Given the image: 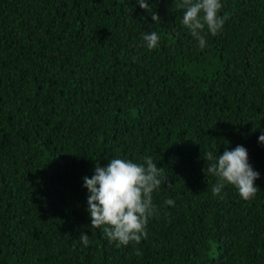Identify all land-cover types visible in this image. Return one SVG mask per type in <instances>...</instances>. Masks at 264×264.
<instances>
[{
    "label": "trees",
    "instance_id": "16d2710c",
    "mask_svg": "<svg viewBox=\"0 0 264 264\" xmlns=\"http://www.w3.org/2000/svg\"><path fill=\"white\" fill-rule=\"evenodd\" d=\"M221 4L200 48L175 0H150L158 22L138 0H0V264H264V0ZM238 145L250 201L227 182L214 196L205 171ZM146 155L165 169L158 216L117 247L83 178Z\"/></svg>",
    "mask_w": 264,
    "mask_h": 264
},
{
    "label": "clouds",
    "instance_id": "9594fccd",
    "mask_svg": "<svg viewBox=\"0 0 264 264\" xmlns=\"http://www.w3.org/2000/svg\"><path fill=\"white\" fill-rule=\"evenodd\" d=\"M138 4L152 16L153 21H160V17L152 12L150 0H138ZM175 7L184 10L182 24L198 41L200 48L206 46L205 35H202L205 28L215 36L230 18L227 13L219 15L223 7L221 0H175ZM143 40L152 50L157 48L159 36L153 31L145 33ZM258 139L264 144V134ZM203 158L207 161L206 174L220 179L211 189L214 196H220L225 182L236 187L246 201L260 191L254 183L260 174L250 164L245 147L238 145L218 157L209 151ZM164 171L147 155L143 157V163L120 158L111 159L106 166L97 163L91 178H83L84 187L89 192L87 210L91 217V229H102L105 237L115 242L117 247L128 246L132 242L139 244L142 239H147L149 219L158 216L152 195L166 180ZM165 203L174 206L175 202L169 198ZM79 240L85 247L91 244L86 233ZM137 254H140L139 251Z\"/></svg>",
    "mask_w": 264,
    "mask_h": 264
}]
</instances>
